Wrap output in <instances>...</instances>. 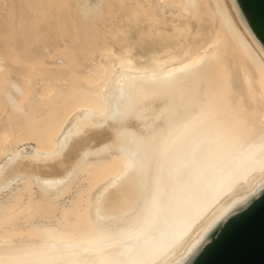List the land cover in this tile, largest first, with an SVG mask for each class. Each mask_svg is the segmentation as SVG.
Instances as JSON below:
<instances>
[{"label":"bare ground","instance_id":"6f19581e","mask_svg":"<svg viewBox=\"0 0 264 264\" xmlns=\"http://www.w3.org/2000/svg\"><path fill=\"white\" fill-rule=\"evenodd\" d=\"M263 188L236 0H0V264H188Z\"/></svg>","mask_w":264,"mask_h":264},{"label":"water","instance_id":"95a60500","mask_svg":"<svg viewBox=\"0 0 264 264\" xmlns=\"http://www.w3.org/2000/svg\"><path fill=\"white\" fill-rule=\"evenodd\" d=\"M264 45V0H236ZM188 264H264V188L220 221Z\"/></svg>","mask_w":264,"mask_h":264}]
</instances>
